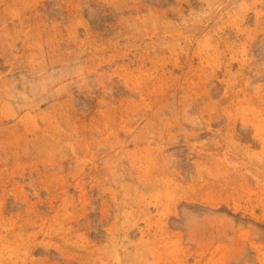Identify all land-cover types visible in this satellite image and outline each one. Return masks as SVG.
I'll return each instance as SVG.
<instances>
[{
  "label": "rangeland",
  "instance_id": "374dc122",
  "mask_svg": "<svg viewBox=\"0 0 264 264\" xmlns=\"http://www.w3.org/2000/svg\"><path fill=\"white\" fill-rule=\"evenodd\" d=\"M0 264H264V0H0Z\"/></svg>",
  "mask_w": 264,
  "mask_h": 264
}]
</instances>
